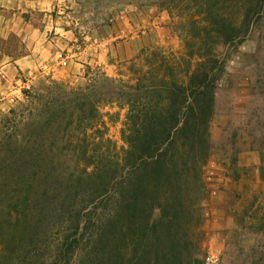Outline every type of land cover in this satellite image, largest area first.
<instances>
[{"label":"rangeland","instance_id":"rangeland-1","mask_svg":"<svg viewBox=\"0 0 264 264\" xmlns=\"http://www.w3.org/2000/svg\"><path fill=\"white\" fill-rule=\"evenodd\" d=\"M50 1L54 25L46 38L52 43V52L50 56L40 53L49 57L48 61L34 74L22 75L19 92L11 88L10 94H0L1 138L33 134L30 150H40V141L37 144L34 140L42 132L16 127L30 118L29 111L22 107L28 102L23 91L44 93L52 82L77 90L94 82L98 91L92 94V102L99 106L111 152L121 157L128 149L123 138L128 108L109 92L103 74L117 81L118 88L130 87L136 84L137 77L133 65L145 72L152 69V64L159 66L162 56L167 64H178L185 77L188 66L200 62L199 50L210 51L225 64V72L217 83L209 126L204 195L194 209L198 213L187 217L182 231L194 242L193 252L200 243L204 264H264V20L241 46L212 47L193 39L188 43L203 26V0ZM9 15L0 8V20ZM44 15L37 13L34 23H51ZM0 49L14 60L28 54L22 38L16 35L0 41ZM12 111L16 115H11ZM83 128L76 126L67 134L64 127L48 137L46 149H55V153H49L60 157L54 164L42 167L45 174L32 192L40 195L48 190L51 195L39 206L32 205L28 224L24 220L16 222L13 211L20 196L32 190L23 184L25 169L15 162L17 150L13 143L0 155V242L19 241L20 255L29 256L30 264H52L57 259L71 227V209L94 211L96 219L107 214L103 210L96 212L89 202L93 185L84 179L81 154H74L68 146L67 139L75 142V135L81 134ZM75 170L83 180L70 181L65 189L67 173ZM32 178L30 175L29 182ZM198 198L191 192L189 202L197 204ZM42 203H47L45 209ZM85 240H100L107 245L112 240L109 226L105 222L89 225ZM95 255L99 257L92 254L91 246L79 253L76 262L89 264Z\"/></svg>","mask_w":264,"mask_h":264},{"label":"trees","instance_id":"trees-1","mask_svg":"<svg viewBox=\"0 0 264 264\" xmlns=\"http://www.w3.org/2000/svg\"><path fill=\"white\" fill-rule=\"evenodd\" d=\"M201 10L203 26L190 38V44L193 39L203 46H241L264 20V0H203ZM199 51L200 62L194 67L189 65L185 77L178 64H167L162 56L159 66L152 64V69L145 72L133 65L137 77L130 87L118 88L117 81L103 74L109 92L128 108L123 131L128 149L121 157L111 152L99 106L92 102V94L98 91L94 82L77 90L52 82L44 93L23 91L28 102L22 107L29 111L30 118L16 127L42 132L34 140L37 144L40 141L42 148L30 150L33 134L0 136V155L13 143L17 150L15 162L25 169L23 184L32 189L15 204L16 222L24 220L28 224L32 205L39 206L51 195L48 190L40 195L32 191L45 174L42 167L60 157L52 155L55 149H46L45 143L64 127L67 134L76 126L84 127L81 134L75 135V142L67 139L68 146L74 154H81L84 179L93 185L89 202L96 212L107 213L96 219L94 211L71 209V227L52 264H77L79 253L91 246L92 254L99 257L93 256L89 264H204L200 243L193 252L194 242L182 229L187 217L198 213L194 209L204 195L209 126L225 64L212 52ZM11 115H16L15 111ZM28 173L33 175L31 182ZM76 173H67L65 189L70 181L83 180ZM191 192L199 197L197 204L189 202ZM41 206L45 209L47 203ZM103 222L109 226L112 240L105 246L100 240H85L88 226ZM21 248L17 240H2L0 264H30L29 256L20 255Z\"/></svg>","mask_w":264,"mask_h":264},{"label":"crops","instance_id":"crops-1","mask_svg":"<svg viewBox=\"0 0 264 264\" xmlns=\"http://www.w3.org/2000/svg\"><path fill=\"white\" fill-rule=\"evenodd\" d=\"M52 1L50 0H0V8L10 14L0 20V41H8L12 35L22 38L28 50L26 56L17 60L6 55L0 49V94H10V89L19 92L18 85L22 84V75L34 74L45 65L49 58L40 56L52 52L51 42L48 41V31L54 25L51 13ZM45 13L46 20L51 21L45 26L34 23L37 13ZM48 13V14H47ZM28 15H30L28 17ZM45 38V39H44ZM40 40V41H37ZM48 61V60H47Z\"/></svg>","mask_w":264,"mask_h":264}]
</instances>
